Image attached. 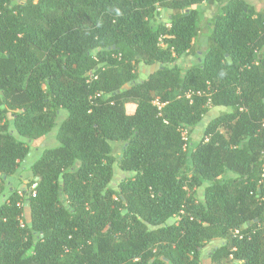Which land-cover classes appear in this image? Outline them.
<instances>
[{
    "label": "trees",
    "instance_id": "16d2710c",
    "mask_svg": "<svg viewBox=\"0 0 264 264\" xmlns=\"http://www.w3.org/2000/svg\"><path fill=\"white\" fill-rule=\"evenodd\" d=\"M202 4L217 10L198 56ZM139 65L155 68L137 80ZM210 108L224 111L189 142ZM61 111L59 146L32 164L22 197L9 187L0 201V264H201L211 243L210 264H264L263 12L0 0V195ZM114 164L128 174L116 190Z\"/></svg>",
    "mask_w": 264,
    "mask_h": 264
},
{
    "label": "rangeland",
    "instance_id": "374dc122",
    "mask_svg": "<svg viewBox=\"0 0 264 264\" xmlns=\"http://www.w3.org/2000/svg\"><path fill=\"white\" fill-rule=\"evenodd\" d=\"M23 1L24 0H17V2H23ZM202 9L205 10V14H204L205 15V21L201 25V32L197 38L196 46H197L198 56H202V53L204 52V50L206 48V40H207V34H208V30L206 28V21H209L212 17V13L217 10L216 8H213L212 6H206V7L204 6V8H202ZM167 14L168 13L166 11H161L160 18L162 19V21H165L167 19ZM198 56L197 55H195V56H184V57L177 60V65L184 71L187 68H189L190 66L196 64ZM154 68L149 67V66L139 65L137 67V73H136L137 80H141V79L145 78L152 70H154ZM126 110L128 113H132L134 110V107L133 106H126ZM222 111H224V110L223 109L210 108L208 110L207 114L205 115L203 121L200 123V125H198L193 130L194 133L192 135H190L189 142L190 141L193 143L198 142L202 137V131H203L204 125L207 124V122L210 120V118H212L214 116H218L220 113H222ZM65 117H66V113L61 111L60 114L58 115L56 125L53 127V129L50 131V133L48 135H46L45 137L38 139V140L26 142L19 135H17L16 133H13L15 139H17L19 141L26 142V144L29 147V154L27 155L26 159L24 160V164L21 165L17 169L16 173L14 175H12L11 177L7 178L6 183H5V190L0 195V201L2 198H5L8 196V188L10 186H12L13 188H20V187L26 188V187H28V185H30L31 179H32L31 173H30V167L32 166V164H34L42 156V154L45 150L53 149V148H56L59 146L55 136H56V132H57V129H58L60 122ZM121 147H122V145L120 143H114L113 144V154L115 155V157L120 156ZM113 170H114V176H113V180H112L110 185L112 188H114L116 190L120 180L127 177L128 174L121 172L119 170L117 164H114ZM9 182H11L10 185H9ZM24 182H25V184H23ZM201 192H202V189L201 188L198 189L197 194L199 197H200ZM214 245H216V244L211 243L210 245H208L209 247H207L205 250L202 251L201 264H210V261L208 259V251L211 250Z\"/></svg>",
    "mask_w": 264,
    "mask_h": 264
},
{
    "label": "built area",
    "instance_id": "2783aa9c",
    "mask_svg": "<svg viewBox=\"0 0 264 264\" xmlns=\"http://www.w3.org/2000/svg\"><path fill=\"white\" fill-rule=\"evenodd\" d=\"M158 108H160V105L158 104V103H154ZM182 135H183V139L184 140H186V131H182ZM208 140H209V138L208 137H206L205 138V142H208ZM262 177H264L263 175H262ZM260 185H261V189L263 190V192H264V182H260L259 183ZM24 188L23 189H18V195L20 196V197H22V192H24ZM26 192L28 193V194H31V196L32 197H34L35 196V194H34V186L32 185V186H30L28 189H26ZM234 234H238V232H237V230H235L234 232H233Z\"/></svg>",
    "mask_w": 264,
    "mask_h": 264
},
{
    "label": "crops",
    "instance_id": "0c3cea01",
    "mask_svg": "<svg viewBox=\"0 0 264 264\" xmlns=\"http://www.w3.org/2000/svg\"><path fill=\"white\" fill-rule=\"evenodd\" d=\"M246 1L248 4L252 5L257 11L263 12L264 13V0H244ZM216 4L212 5L213 8L215 7ZM204 6L206 7V4H202L201 6H199V8L201 10H203L202 8H204ZM205 11V10H204ZM168 15V14H167ZM24 162H22L21 165H23ZM11 184V182H9V185ZM25 184V182L23 183ZM12 189H14L12 186H10ZM18 189H23V188H18Z\"/></svg>",
    "mask_w": 264,
    "mask_h": 264
},
{
    "label": "water",
    "instance_id": "95a60500",
    "mask_svg": "<svg viewBox=\"0 0 264 264\" xmlns=\"http://www.w3.org/2000/svg\"><path fill=\"white\" fill-rule=\"evenodd\" d=\"M37 180V179H36Z\"/></svg>",
    "mask_w": 264,
    "mask_h": 264
}]
</instances>
